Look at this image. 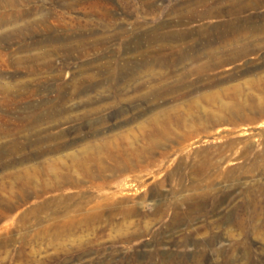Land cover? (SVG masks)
<instances>
[{"label":"rangeland","instance_id":"rangeland-1","mask_svg":"<svg viewBox=\"0 0 264 264\" xmlns=\"http://www.w3.org/2000/svg\"><path fill=\"white\" fill-rule=\"evenodd\" d=\"M0 131V264H264V0H0Z\"/></svg>","mask_w":264,"mask_h":264},{"label":"bare ground","instance_id":"bare-ground-1","mask_svg":"<svg viewBox=\"0 0 264 264\" xmlns=\"http://www.w3.org/2000/svg\"><path fill=\"white\" fill-rule=\"evenodd\" d=\"M228 24V23H227ZM216 125V124H215ZM0 132H2V131H0ZM1 134V133H0ZM99 144V143H98ZM104 143H102V144H99V145H102V146H104L103 145ZM1 146V145H0ZM96 146H98V145H96ZM105 149H106V147H104ZM103 148V149H104ZM99 149V148H98ZM108 149V148H107ZM101 150V149H100ZM119 150V149H118ZM96 151V150H95ZM89 152V149H87L86 150V152L84 151V153H78V154H73L72 155V157H73V159H74V166H75V168H77V169H75V170H79L80 172H84L85 173V175L87 174L88 176H91V177H97L98 175V171L101 169L102 170V168H104V166H105V164H104V159L98 154V153H96V152ZM101 151H103V150H101ZM111 151V150H110ZM120 151V150H119ZM105 152V151H104ZM107 153V152H106ZM114 153V152H113ZM112 153V154H113ZM118 153V152H117ZM117 153L115 152L114 153V155L116 154L117 155ZM104 154V153H103ZM111 154V153H110ZM103 156V155H102ZM109 156H111V155H109ZM108 157V156H107ZM112 157H113V155H112ZM115 157V156H114ZM111 158V157H110ZM116 158V157H115ZM113 160H114V158H113ZM116 160H118V158H116ZM225 160V159H224ZM112 161V160H111ZM109 162V161H108ZM115 162V161H114ZM107 163V162H106ZM103 164H104V166H103ZM108 164V163H107ZM110 164V163H109ZM112 166H113V164H111ZM116 165V164H115ZM207 165V164H206ZM108 166V165H107ZM111 166V167H112ZM106 167V166H105ZM110 167V166H109ZM206 167V166H205ZM113 168V167H112ZM116 168V167H115ZM114 169V168H113ZM107 171H108V168L106 169ZM116 170V169H115ZM113 171V170H112ZM103 172V171H102ZM101 172V173H102ZM115 172V171H114ZM105 198H101V200H96V199H94V198H90V200L88 199V202H86V203H79V205H78V209H84L85 210V212H86V215L85 216H87V217H85V218H88L89 217V214H88V211H89V208H85L86 206L85 205H88V203L91 201V202H93V203H91L92 205L90 206V208H92V207H95V206H100V205H102V204H104L105 203ZM87 201V200H86ZM85 206V207H84ZM95 215H97V214H90V216H95Z\"/></svg>","mask_w":264,"mask_h":264}]
</instances>
